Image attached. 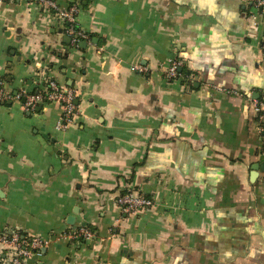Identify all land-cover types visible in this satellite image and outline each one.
<instances>
[{"label": "crops", "instance_id": "1", "mask_svg": "<svg viewBox=\"0 0 264 264\" xmlns=\"http://www.w3.org/2000/svg\"><path fill=\"white\" fill-rule=\"evenodd\" d=\"M55 2L78 8L72 28L34 0L0 5V229L48 241L25 264H264L256 0ZM176 55L190 75L169 80ZM45 75L76 89L67 129L57 103L28 111L13 98ZM127 190L153 206L124 214ZM79 224L93 238L66 235Z\"/></svg>", "mask_w": 264, "mask_h": 264}, {"label": "built area", "instance_id": "2", "mask_svg": "<svg viewBox=\"0 0 264 264\" xmlns=\"http://www.w3.org/2000/svg\"><path fill=\"white\" fill-rule=\"evenodd\" d=\"M5 1L0 0V5ZM39 7L51 9L54 16L66 23L72 28L76 21L78 8L72 5L69 8H60L55 0H34ZM255 6L258 11H264V0H256ZM72 30V29H71ZM73 38L71 43L78 46L81 40H87L88 36L84 31H71ZM264 57V48H263ZM182 66V56L176 55L170 60L165 75L167 79L172 80L179 77V68ZM132 70L138 69L137 66H131ZM44 86L41 89L28 90L21 88L14 95V99L21 101L22 108L28 111H34L38 106L47 103H57L60 108V115L55 123V128L59 130L67 129L74 121L75 115L78 113V105L76 104V89L60 85L54 78L44 76ZM10 95L6 91L4 80L0 76V105H2ZM255 110L258 114V122L261 124V130L264 128V101L257 103ZM263 152H264V146ZM116 202L124 214L138 212L143 208L153 206L154 201L151 197L146 196L136 190H127L116 197ZM14 227H4L0 229V253L3 255L5 264H25L26 260L34 253L39 252L47 245V239L36 235H24ZM66 235L71 240L81 241L91 239L94 233L85 224L71 228Z\"/></svg>", "mask_w": 264, "mask_h": 264}, {"label": "water", "instance_id": "3", "mask_svg": "<svg viewBox=\"0 0 264 264\" xmlns=\"http://www.w3.org/2000/svg\"><path fill=\"white\" fill-rule=\"evenodd\" d=\"M58 32H59V33H62V29H59ZM63 42L69 44V42H70V36H68V35L65 34V35L63 36ZM79 46H80L81 48H85V47H86V42L81 41L80 44H79ZM36 110L38 111L39 108H37ZM262 167H263V166H262ZM262 167H261V168H262ZM259 168H260L259 164H253V165L251 166L250 178H251L252 180H254V179L256 178V176H257V171L259 170ZM254 177H255V178H254ZM68 220H72V218L70 219V217H69ZM69 222H72V221H69Z\"/></svg>", "mask_w": 264, "mask_h": 264}, {"label": "trees", "instance_id": "4", "mask_svg": "<svg viewBox=\"0 0 264 264\" xmlns=\"http://www.w3.org/2000/svg\"><path fill=\"white\" fill-rule=\"evenodd\" d=\"M179 74L180 75H183V76H188V75H190V72L185 68V66H181V69H180V71H179ZM261 100H262V98L260 99V100H257V103H260L261 102ZM263 101V100H262ZM263 128H264V126H263ZM264 131V130H263Z\"/></svg>", "mask_w": 264, "mask_h": 264}]
</instances>
